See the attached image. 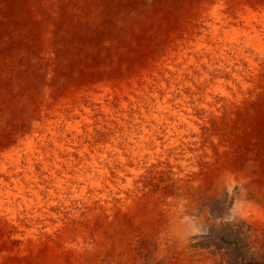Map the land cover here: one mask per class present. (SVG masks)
<instances>
[{
  "label": "bare ground",
  "instance_id": "1",
  "mask_svg": "<svg viewBox=\"0 0 264 264\" xmlns=\"http://www.w3.org/2000/svg\"><path fill=\"white\" fill-rule=\"evenodd\" d=\"M0 51L21 55L0 104V264L264 252V0H0ZM51 106L81 137L48 154ZM39 120L41 149L9 148Z\"/></svg>",
  "mask_w": 264,
  "mask_h": 264
},
{
  "label": "rangeland",
  "instance_id": "2",
  "mask_svg": "<svg viewBox=\"0 0 264 264\" xmlns=\"http://www.w3.org/2000/svg\"><path fill=\"white\" fill-rule=\"evenodd\" d=\"M17 56L19 58L21 57L20 54L17 55V53H15V52H5V53L1 52L0 53V72L2 73V75L0 73V93H1L0 94V104H3L4 106H6L9 109H10V107L8 105L9 102H7V100H9L8 99L9 97L6 95L7 91L9 89H6V84H7L6 82H7L8 79H10L12 81H14V79H16L14 77V75L18 74L17 69L19 68V62H18L19 58ZM16 65H17L18 68H16ZM12 78H14V79H12ZM52 102H55V100H53ZM83 104H85V107H87L86 109L90 110V112L88 113V110H86V109H84L82 107L80 111H81V113H84V115L87 114V113L90 115V120L92 121V123H89V125L94 126L92 134L93 135L100 134V127H99L100 121L104 120L106 117L103 116L101 114V112L99 111V109H98L99 108V104L97 102H94L93 100H90V99L85 98V97L83 98ZM6 111H4V112H6ZM7 112H9V111H7ZM49 112H50V116L55 121L56 133L54 135H52L50 133L49 129H48V154L55 147L56 142L58 144H62V142L65 140V138L75 139L76 137H78V138L81 137L80 133L77 136V132L76 131L70 132L68 130V128H67V125H68L69 122H71L74 119H79V120L82 119L81 115L78 114L71 107H67V109L65 110V116H64V118H61V120L55 114L53 106L50 107V111ZM58 120H59V122H58ZM38 122H39V124H38L37 127L35 126V127L29 128L28 132H27V135L22 140H20V139L14 140L13 144L10 145L9 148H11L12 150L22 149L23 148V141L27 140V137H28V138H32L33 142L35 143V145L39 149H41L42 146L40 144H38L39 143L38 142V137L41 136V134L45 133L46 129L44 128L45 126L40 120ZM58 151L61 154V159L64 160V162L62 161L60 163L62 165H65L69 161L70 156L68 154H66L65 152L60 151V149H58ZM2 160H4L5 163H8V159L2 158ZM9 166H12V165L9 164ZM60 201L61 200L57 201V210L62 212V213H65L63 211V205H62L63 203H62V201L61 202ZM75 207H76V204H75ZM226 244L229 246L228 248H231V250L233 252L228 255L227 259L225 257H223V256L220 257L221 261H225L227 264H264V252H261V253H248L247 251H245L241 247L240 243H238L237 240H236V242H235V240L228 241ZM216 264H218V262Z\"/></svg>",
  "mask_w": 264,
  "mask_h": 264
}]
</instances>
